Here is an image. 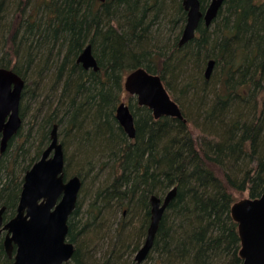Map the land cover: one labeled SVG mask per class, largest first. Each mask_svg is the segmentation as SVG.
I'll list each match as a JSON object with an SVG mask.
<instances>
[{
    "label": "trees",
    "instance_id": "16d2710c",
    "mask_svg": "<svg viewBox=\"0 0 264 264\" xmlns=\"http://www.w3.org/2000/svg\"><path fill=\"white\" fill-rule=\"evenodd\" d=\"M185 19L181 0H0V68L24 81L21 126L0 153L4 221L57 125L65 178L82 182L68 220L69 264H242L230 208L235 194L264 193V1L226 0L178 46ZM87 45L98 71L77 63ZM138 67L161 78L183 120H155L135 102L130 140L115 108ZM27 93L35 112L25 130ZM173 187L152 248L136 263L149 198ZM0 264H11L1 241Z\"/></svg>",
    "mask_w": 264,
    "mask_h": 264
},
{
    "label": "water",
    "instance_id": "95a60500",
    "mask_svg": "<svg viewBox=\"0 0 264 264\" xmlns=\"http://www.w3.org/2000/svg\"><path fill=\"white\" fill-rule=\"evenodd\" d=\"M225 1L210 0L202 12L199 0H181L186 19L178 46L195 38L200 23L210 26ZM77 63L84 69L98 71L90 45L79 54ZM213 67L214 61H208L204 71L206 79ZM23 89L24 81L17 73L0 68V153L21 126L19 107ZM123 89L135 97L139 107L149 109L155 120L162 117L183 120L178 104L158 75L142 67L135 68L125 76ZM115 119L128 139H134V118L124 101L117 104ZM64 165L63 148L54 125L49 144L23 177L14 217L4 223L5 207L0 208V238L5 232L2 245L8 257L14 253L12 264H68L71 261L74 245L67 241L68 220L76 208L82 182L78 176L65 180ZM175 194L173 187L162 198L150 196V222L143 244L134 255L136 263L144 261L152 248L161 217ZM230 215L237 224L242 264H264V193L257 198L234 202Z\"/></svg>",
    "mask_w": 264,
    "mask_h": 264
},
{
    "label": "rangeland",
    "instance_id": "374dc122",
    "mask_svg": "<svg viewBox=\"0 0 264 264\" xmlns=\"http://www.w3.org/2000/svg\"><path fill=\"white\" fill-rule=\"evenodd\" d=\"M264 1V0H263ZM208 3V2H207ZM210 30V29H209ZM34 87V86H33ZM32 87V88H33ZM29 88H31V85H30V87ZM176 91V90H175ZM28 92V91H27ZM173 93V92H172ZM176 93H173V96L174 97H177L178 98V96L177 95H175ZM172 98V97H171ZM173 99V98H172ZM121 101H124L125 102V104H127V105H133V104H135V102H136V100H135V97H133V96H129V95H127L126 93L121 97V99H120ZM178 101L179 102H183V99L182 100H179V98H178ZM23 105L25 106H27V110H26V112H25V115H24V124H25V126H24V128H25V130H27L28 129V123H29V121H30V116H31V114L32 113H34L35 112V107H34V104H33V101H32V99H31V96H30V94L29 93H27V94H25V96H24V102H23ZM60 141V140H59ZM17 142H20V140H19V138L17 137V138H15V141H14V143L12 144V148H14L15 146H17L18 144H17ZM21 142H23V140L21 141ZM33 150L34 149H32L31 148V150H30V156L32 155V153H33ZM69 154V153H68ZM69 156V155H68ZM69 159V158H68ZM69 162H68V164H71V165H73V161L72 160H68ZM29 170V169H28ZM72 175L74 176V174H71L70 176H68V177H72ZM91 177H92V175H91V173L89 174V179L86 177H84L85 179L84 180H86V181H91ZM80 194V193H79ZM247 196L245 195V194H235V198H236V201L237 200H240V199H243V198H246ZM78 199L80 200V195L78 196ZM81 200H82V196H81ZM84 202V199L82 200V203ZM82 205V204H81ZM85 206H83L82 205V209L84 208ZM99 257V256H98Z\"/></svg>",
    "mask_w": 264,
    "mask_h": 264
},
{
    "label": "flooded vegetation",
    "instance_id": "af4514ba",
    "mask_svg": "<svg viewBox=\"0 0 264 264\" xmlns=\"http://www.w3.org/2000/svg\"><path fill=\"white\" fill-rule=\"evenodd\" d=\"M200 1V0H199ZM210 2V0L208 1V3ZM208 3L206 4V5H204V7H202V5H201V2H200V9H201V11L202 12H204L205 11V9H206V7H207V5H208ZM186 13V12H185ZM184 26V25H183ZM196 34H197V31H196ZM196 34H195V36H196ZM64 153V152H63ZM65 161V160H64ZM65 176V175H64ZM65 180H66V178H65ZM17 208V207H16ZM4 235H5V232H3L2 234H1V238H0V241L2 242V238L4 237ZM4 249V248H3ZM13 255H14V253H12L11 254V257H8L7 256V258L11 261V264H12V262H13Z\"/></svg>",
    "mask_w": 264,
    "mask_h": 264
},
{
    "label": "bare ground",
    "instance_id": "6f19581e",
    "mask_svg": "<svg viewBox=\"0 0 264 264\" xmlns=\"http://www.w3.org/2000/svg\"><path fill=\"white\" fill-rule=\"evenodd\" d=\"M78 64H79V63H78ZM128 71H130V70H128ZM23 125H24V124H23ZM53 126H54V125H53ZM56 126H57V125H56ZM51 131H52V130H51ZM50 133H51V132H50ZM30 168H31V167H30ZM25 173H26V172H25ZM24 175H25V174H24ZM22 184H23V183H22ZM21 188H22V187H21ZM19 198H20V195H19ZM247 198H250V197H247ZM243 199H244V198H243ZM250 199H252V198H250ZM240 200H241V199H240ZM18 201H19V200H18ZM3 207H4V206H3ZM1 208H2V207H1ZM145 237H146V236H145ZM144 239H145V238H144ZM141 246H142V245H141ZM140 248H141V247H140ZM140 248H139V249H140ZM139 249H138V250H139Z\"/></svg>",
    "mask_w": 264,
    "mask_h": 264
}]
</instances>
